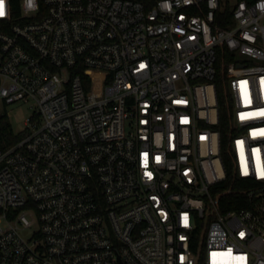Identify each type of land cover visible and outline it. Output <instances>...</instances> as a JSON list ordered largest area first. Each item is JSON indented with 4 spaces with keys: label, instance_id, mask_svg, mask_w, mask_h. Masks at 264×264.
<instances>
[{
    "label": "built area",
    "instance_id": "2783aa9c",
    "mask_svg": "<svg viewBox=\"0 0 264 264\" xmlns=\"http://www.w3.org/2000/svg\"><path fill=\"white\" fill-rule=\"evenodd\" d=\"M3 13L0 100L31 115L20 140L0 139V264H213L229 249L264 264V0H3Z\"/></svg>",
    "mask_w": 264,
    "mask_h": 264
},
{
    "label": "trees",
    "instance_id": "16d2710c",
    "mask_svg": "<svg viewBox=\"0 0 264 264\" xmlns=\"http://www.w3.org/2000/svg\"><path fill=\"white\" fill-rule=\"evenodd\" d=\"M219 62V72L216 77V83L222 114V123L220 128L222 132L223 159L228 171V179L224 184V187L226 190H237L240 188V183H238L239 178H237L235 172V159L232 148L235 130L233 128L232 107L229 96L228 81L225 73L227 60L221 55V57H219ZM0 139L4 146L12 145L21 139V136L14 132L12 125L7 119L6 115L2 114H0ZM249 185L251 186L252 183L250 182ZM237 198V194H230L228 195V198H224L222 200L223 209L225 211L237 209L238 206L236 203H234ZM226 199L232 200L228 206L225 205Z\"/></svg>",
    "mask_w": 264,
    "mask_h": 264
},
{
    "label": "rangeland",
    "instance_id": "374dc122",
    "mask_svg": "<svg viewBox=\"0 0 264 264\" xmlns=\"http://www.w3.org/2000/svg\"><path fill=\"white\" fill-rule=\"evenodd\" d=\"M0 114L6 115L10 121L15 133H19L23 127V122L31 115V111L27 106L20 104L4 105L0 100ZM32 218V216H30ZM5 226V224H4Z\"/></svg>",
    "mask_w": 264,
    "mask_h": 264
},
{
    "label": "snow or ice",
    "instance_id": "6c2138e0",
    "mask_svg": "<svg viewBox=\"0 0 264 264\" xmlns=\"http://www.w3.org/2000/svg\"><path fill=\"white\" fill-rule=\"evenodd\" d=\"M3 0H0V15H3ZM250 102V101H249ZM258 114L264 115V109L258 110ZM241 118H244V114H241ZM255 134V131H254ZM261 134H264V130L261 131ZM258 151V150H257ZM261 175H264V168L261 169ZM213 264H233V261L240 259L239 257L232 256V250L229 249L225 253L213 252Z\"/></svg>",
    "mask_w": 264,
    "mask_h": 264
}]
</instances>
